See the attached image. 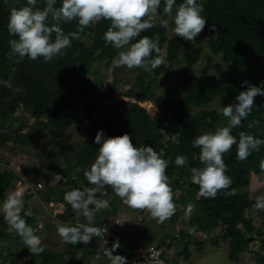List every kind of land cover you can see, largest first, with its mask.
<instances>
[{"label": "trees", "instance_id": "16d2710c", "mask_svg": "<svg viewBox=\"0 0 264 264\" xmlns=\"http://www.w3.org/2000/svg\"><path fill=\"white\" fill-rule=\"evenodd\" d=\"M45 2L37 0L36 7L43 8ZM180 2L177 0V3ZM202 2V15L207 18V22L194 42L186 41L178 34H170L169 26H162L158 20L152 27L143 30L140 36L133 38L132 42L145 35L158 40L160 52L153 51L146 62L150 64L151 58L159 55L162 63L150 71L135 67L136 75L124 79L128 83L124 91L126 96L151 100L161 110L160 115L154 117L146 107L126 98L95 111L100 98L114 95L116 85L112 81L102 90V84L94 75V63L104 61V66L116 74L117 70L124 69V65L117 63L118 54L127 50L126 45L116 49L110 43H105L103 33L110 24L109 20L101 19L83 27L75 19L62 23L65 32L74 31L79 34L77 38H71V45L62 50L63 54L48 62H44L42 57L33 60L25 56L20 59L10 54L9 40L15 37L9 34L7 23L10 8L21 7L27 0H0V142L4 147L12 153H26L29 145L38 143L43 133L52 132L57 139L49 149L37 145V150L45 159L46 169L52 173L57 172L58 166L50 161V156L68 148L71 152L68 168L64 170L67 178L78 185L74 176L77 170L89 185L84 171L94 162L100 147L94 142L96 132L104 129L108 136L127 132L134 146L150 144L168 161L166 175L172 188V198L179 190L177 197L186 205H193L190 212L186 206L190 213L187 228L190 227L191 231L182 227L178 233L169 236L170 243L164 239L157 242L156 236L141 226L132 230L127 227L116 230V238L112 241L118 242L119 246L110 250L114 255L126 257L125 261L132 256L130 248L153 245L161 249L165 264H173L167 260L170 248L166 249V245L178 242V246L173 249L176 254L184 256L183 261L188 262L192 254L191 246L199 251L204 249V240L193 238V233L203 231L207 234L220 233L219 236L226 241L230 262L241 264L244 255L252 254L250 261L254 259L255 264H264V231L256 229L254 221L249 219V210L255 201L250 198L248 191L242 189L248 187L253 175L264 174V169L260 167V162L264 160V144L260 145L259 151H252L243 160L237 159L236 144L223 154L228 166L226 174L231 177L232 184L228 189L218 190L215 197L200 194L199 186L191 181L190 171L191 167L202 166L199 160L200 149L193 146L192 140L203 132L215 131L217 127L229 124V119L223 115V106L220 109L199 107L217 98L224 100V106L234 104L238 93L246 88L241 81L247 79L255 85L264 82V0ZM60 3L61 0H56L55 6L58 7ZM163 5L164 0H161L158 16L169 19V25H173L163 12ZM46 22L54 23L51 18ZM210 24H215L216 29L210 30ZM52 35L54 37L55 34ZM204 51H208L207 54ZM204 59L202 73L196 75L197 64ZM178 61L183 66L176 71L175 63ZM214 64L216 69L212 73L210 70ZM176 72L185 85V92L175 96L172 87L166 93H156L155 81L160 75L170 77ZM253 103L249 116L242 119L239 125L231 127L237 141L242 131L264 139V96L256 95ZM82 115L91 119L88 126L80 127L84 138L71 145L66 144L69 137L67 129L72 123H79ZM178 154L187 157L184 165L174 163ZM19 178L18 172L10 168L0 171V200L6 198L5 192ZM42 180L44 186L38 180H20L19 183L29 184L22 198L35 200L41 196L47 203L54 199L61 200L59 192L62 183L56 181L53 186L49 185L48 176ZM105 187L108 193L104 195L98 191L96 196L108 200V194L114 191L110 185ZM231 189H235V194L225 195ZM108 206H112V209L105 207L96 213L95 226L101 228L110 221V215H116L117 205L109 201ZM37 215L36 206L25 202L21 216L26 223L33 227ZM58 216L67 223L76 224L78 215L66 201L64 212ZM261 219L264 224V212ZM5 238L8 245L2 247L0 243V264H3L1 258L8 259V264H101L102 260L105 263L111 260L101 249L99 236H93L87 244L68 243L62 253L44 248L43 245V251L30 252L23 238L5 221L0 220V242ZM255 241L260 244L259 250L253 249ZM213 246L219 247L217 244Z\"/></svg>", "mask_w": 264, "mask_h": 264}, {"label": "clouds", "instance_id": "9594fccd", "mask_svg": "<svg viewBox=\"0 0 264 264\" xmlns=\"http://www.w3.org/2000/svg\"><path fill=\"white\" fill-rule=\"evenodd\" d=\"M36 5L37 0H27L21 7L10 8L7 29L9 34L15 37L9 40L10 54L13 56L20 59L27 56L33 60L42 57L44 62H48L63 54L62 50L71 45V38H77L79 35L74 31L65 32L61 27L62 23L75 19L78 25L83 27L107 19L110 24L103 33L105 43H110L116 49L130 44L127 50L119 52L118 64L130 69L143 67L145 71H150L162 63V57L159 55L151 58L150 64L146 62V58H149L153 51L160 52L157 39L145 35L132 42L133 38L140 36L143 30L152 27L157 20L162 26H169V19L158 16L161 0H61L58 7L55 6L56 0H46L43 8ZM203 11L202 0H181L180 3H177V0H164L163 12L173 23L172 31L189 42H194V38L205 27L207 18L202 15ZM49 18L54 23H47ZM209 29L215 30L216 25L210 24ZM241 84L246 85V88L238 93L236 103L221 106L229 124L217 127L215 131L203 132L192 140L193 146L200 149L199 160L202 166L191 167V181L199 186L202 196L215 197L218 190L228 189L232 184L231 177L226 174L228 166L223 154L228 152L233 144L237 145L236 156L240 160L246 159L252 151H259L260 145L264 144V139L243 131L239 133L237 141V137L231 132L232 126L239 125L242 119L251 113L254 97L258 94L264 96V82L255 85L245 79ZM94 142L100 147L94 162L85 169L84 176L95 187L83 190L80 187H72L64 194V200L78 216L85 218V222L61 223L57 232L64 241L73 244H87L93 236H99L103 249V241L104 244L107 241L102 238L106 231L101 228L115 223L117 219L110 220L101 228L92 223L94 212L109 204L107 199L96 196L102 186L110 185L124 203L133 208L149 210L160 222L175 212V204L166 175L168 161L150 144L137 147L133 145L129 133L108 136L104 129L96 132ZM186 161V156L178 154L174 163L180 166ZM260 167L264 169V160L260 162ZM232 194H235V189L225 192V195ZM22 195L19 190L9 192L0 202V215L6 224L23 238L30 252L43 251L40 238L21 216L24 207ZM256 204L257 207L264 208V193L256 197ZM62 205L65 206L64 203ZM89 205L94 207L90 208ZM192 207V204H188L187 210L190 212ZM118 229L119 225H113L111 241L116 238L115 231ZM112 244V249L119 246L118 242L112 241ZM137 247L142 246L138 245L132 249L130 259L134 257ZM106 250V256L113 264H125L130 260L125 261L126 257L123 255H114L111 250Z\"/></svg>", "mask_w": 264, "mask_h": 264}, {"label": "rangeland", "instance_id": "374dc122", "mask_svg": "<svg viewBox=\"0 0 264 264\" xmlns=\"http://www.w3.org/2000/svg\"><path fill=\"white\" fill-rule=\"evenodd\" d=\"M173 25H169V33L173 34L172 31ZM130 45H126L125 48L128 49ZM205 52V51H204ZM203 52V53H204ZM208 52V51H207ZM205 52L204 54H207ZM165 54V53H164ZM165 56V55H164ZM205 64V59L200 60L196 67L195 74L199 75L202 73V67ZM175 69L174 70H180V66H183L182 62H176L175 63ZM109 67L104 66V61L102 62H95L93 65V71L94 75L96 74V77H98L102 90H105L107 88V84L114 81L115 82V93L113 96L109 98H100V101L95 109V111H100V109L104 105H114L117 100L126 98L131 99L133 101H137L140 105L146 107V109L154 116H159L161 113V110L158 109L154 103L151 100H145L142 98H139L137 96L135 97H128L124 94V91L128 88L126 82L124 79L132 78L134 75H136V68H128L124 65V69L117 70L116 74H113L109 69ZM118 68V67H117ZM116 68V69H117ZM215 64L211 68V72H215ZM123 70V71H122ZM91 78L93 76L91 75ZM156 87L155 92L156 93H166L168 92V89H172L173 87V94L175 96H180L185 92V85L181 83L179 74L176 72L173 76L166 77L164 74L160 75V77L155 81ZM224 100L222 98H217L210 103L206 104L205 106H201L199 108H207V109H214L218 108L220 109L221 106H224ZM82 120L79 123H72L69 128L67 129V133L69 134V137L67 138L66 144H73L74 142L81 141L84 138V135L82 131L80 130V127H86L91 123L90 117H86V115H82ZM104 122V120L102 121ZM26 129L23 131L25 132ZM1 136V135H0ZM57 137L52 132H45L43 135H41L40 141L36 144H33L32 146L29 145L28 152L26 153H12L8 151L6 147L0 142V171H2L5 168H10L14 171L18 172V175L20 176L19 180L16 181L15 185L7 189L5 192L6 197L7 194L11 191L19 190L21 191L22 188L20 187L22 181H29L33 182L35 180L41 181L43 183V177L48 176V183L49 185L56 184V181L62 183V190H60V196L61 200H51L54 202H60L59 206L60 210H57L56 207L53 208L52 204L50 205L46 201L43 200V198L40 196L39 199H27L25 197L22 198L23 204L25 202H30L31 205L34 207L36 206V213L38 214V218L35 221V225L32 227L34 229L35 234L40 238L41 245L44 246V248H47L49 250L55 251L57 253L63 252L68 244V242L64 241L57 232V227L61 223H67L64 219L60 218L58 215L63 213L65 210V200H64V194L66 191H69L72 187H77L80 185V188L83 190L85 188L89 187H95V185H92L89 183V185L86 183L84 179L81 178V176L78 174L79 172L75 170L74 176L76 178V182L78 183H72L68 178L67 174L63 175L60 171H57L55 173H52L50 169H46L45 166V159H43L40 151L37 150V145L44 146L46 149H49L56 141ZM70 150L62 149L61 151H58L57 153H54L50 156V161L54 162V164H57L58 170H66L68 168V157L70 156ZM39 172V173H38ZM44 172V173H43ZM65 172V171H64ZM44 186V183H43ZM20 187V188H19ZM245 191H248V194L250 198L254 199V205L249 210V219L253 220V224L256 227V229H262L264 231V224L261 219L263 216L264 208L257 207L256 204V197L260 195L261 193H264V174L260 175H253L251 179V183L248 185L247 188H242ZM102 193H108L106 190L105 185L100 188ZM179 190L175 192L176 196L173 199L175 204V212L163 220L162 222L158 221L157 218H154L150 211L147 209L141 210L138 208H133L126 203L123 202L122 198L115 194H108V200L111 201V203L117 205L116 209V215H110V220L117 219L120 221L119 228H130L131 230L134 228H137L138 226L142 228H146V231L149 232V234L156 236V241H161L162 239L166 240L168 243L169 236L175 233H178L180 229L186 228L191 231V228H187L188 219L190 217V213L186 210V204L183 203L182 200H180L177 197V193ZM107 195V194H106ZM98 198V197H97ZM179 199V200H177ZM50 201V202H51ZM2 202V200H0ZM63 206V207H62ZM90 208L94 207L93 205H89ZM105 208V207H104ZM107 208H111L112 206H107ZM54 209V210H53ZM56 209V211H55ZM96 210L94 212V221L96 220V213L100 211ZM58 211V212H57ZM0 220L4 221L3 216L0 215ZM76 223L78 222H85V218L83 216H77V219L75 220ZM193 238H202L205 242L204 249L199 251L198 249L194 248V246H191V255L188 262L183 261L182 255L176 254L174 251V247L178 246V242H172L171 246H167L166 249L170 248L167 252V260H169L173 264H234L233 262H230L227 258V244L226 241H224L217 232H214L213 234H207L203 231H198L193 233ZM206 235V237H205ZM205 237V238H204ZM167 238V239H166ZM218 242V243H217ZM2 247L5 245H8V242L6 241V238L2 240L1 242ZM217 244L219 247H214L213 245ZM253 249L256 248L259 250L260 244L258 241H255L253 244ZM216 246V245H215ZM130 249H133L130 248ZM124 250H127L124 248ZM250 255H244L243 260L241 261V264H255V260L252 259L250 261L249 258L253 257ZM175 259V260H174ZM3 260V264H8L9 260L6 258H1ZM69 260V259H67ZM93 262V261H92ZM100 262V259H99ZM112 262V261H111ZM110 260L106 263L102 260L101 264H113ZM182 262V263H181ZM92 264V263H91Z\"/></svg>", "mask_w": 264, "mask_h": 264}, {"label": "built area", "instance_id": "2783aa9c", "mask_svg": "<svg viewBox=\"0 0 264 264\" xmlns=\"http://www.w3.org/2000/svg\"><path fill=\"white\" fill-rule=\"evenodd\" d=\"M28 186H29L28 183H22V185L20 186L22 188V190L20 191L21 194L27 192ZM51 204L52 206L56 207V209L59 206V203L51 202ZM57 210H60V208H58ZM119 224L120 221L117 220L115 221V223H109L101 228L102 231H106L102 238L107 241L106 244H104L103 241L104 253H106L107 255L108 252L106 249L110 250L112 248L111 238L113 237V225H119ZM134 252H135L134 257L131 258L128 263L125 262V264H165V261L161 257V249L153 245L145 248L137 247Z\"/></svg>", "mask_w": 264, "mask_h": 264}, {"label": "water", "instance_id": "95a60500", "mask_svg": "<svg viewBox=\"0 0 264 264\" xmlns=\"http://www.w3.org/2000/svg\"><path fill=\"white\" fill-rule=\"evenodd\" d=\"M58 171L62 172V173H63V175H65V174H66V173H65V172H63L62 170H58Z\"/></svg>", "mask_w": 264, "mask_h": 264}]
</instances>
